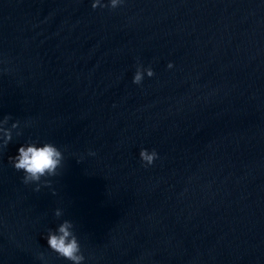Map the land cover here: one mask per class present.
Here are the masks:
<instances>
[{
  "label": "water",
  "instance_id": "obj_1",
  "mask_svg": "<svg viewBox=\"0 0 264 264\" xmlns=\"http://www.w3.org/2000/svg\"><path fill=\"white\" fill-rule=\"evenodd\" d=\"M5 113L0 264H68L41 239L56 207L85 264H264V0H0ZM30 137L64 153L55 195L7 162Z\"/></svg>",
  "mask_w": 264,
  "mask_h": 264
},
{
  "label": "clouds",
  "instance_id": "obj_2",
  "mask_svg": "<svg viewBox=\"0 0 264 264\" xmlns=\"http://www.w3.org/2000/svg\"><path fill=\"white\" fill-rule=\"evenodd\" d=\"M125 0H89L92 9L108 8L110 10L122 7ZM166 67L171 69L173 64L169 61ZM154 75L151 65H143L139 61L135 64L131 75V83L140 85L145 77L151 78ZM27 126V123L24 125ZM22 135L21 123L12 119L10 114L0 116V150H4L14 137ZM89 155H94L89 152ZM138 158L141 165L149 167L158 158L154 148L141 147L138 151ZM64 153L60 147L48 140L39 138H27L19 143L15 152L7 157V162L16 172L20 173V181L24 185H32L33 191H39L41 187H49L55 195V189H51V179L59 175L63 167ZM77 163L80 159L77 158ZM52 215L59 221L54 227L46 229L41 235L45 246L57 257L67 261L68 264H85V255L82 251L80 240L77 236L76 225L73 220L64 218L63 209L56 207ZM37 258L42 264H47L43 253H38Z\"/></svg>",
  "mask_w": 264,
  "mask_h": 264
}]
</instances>
